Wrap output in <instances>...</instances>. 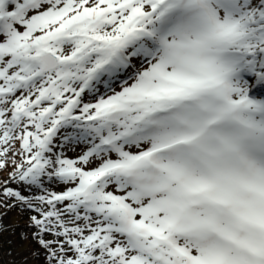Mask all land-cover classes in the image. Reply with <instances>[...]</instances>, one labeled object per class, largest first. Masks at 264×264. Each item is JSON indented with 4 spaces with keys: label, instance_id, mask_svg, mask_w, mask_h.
Segmentation results:
<instances>
[{
    "label": "snow or ice",
    "instance_id": "obj_1",
    "mask_svg": "<svg viewBox=\"0 0 264 264\" xmlns=\"http://www.w3.org/2000/svg\"><path fill=\"white\" fill-rule=\"evenodd\" d=\"M9 168L35 264H264V0H0Z\"/></svg>",
    "mask_w": 264,
    "mask_h": 264
},
{
    "label": "trees",
    "instance_id": "obj_2",
    "mask_svg": "<svg viewBox=\"0 0 264 264\" xmlns=\"http://www.w3.org/2000/svg\"><path fill=\"white\" fill-rule=\"evenodd\" d=\"M8 172L9 170L5 169L4 171L0 172V175L3 173V175L7 176ZM0 181H2V179H0ZM14 210L18 213L17 220H15V222L12 223L11 227H8L7 229V231L11 232L12 238L10 242H6L5 239L3 238V234L0 233V254L1 253L5 254L6 252L15 248L17 252H20V250H26L27 253L23 255L28 256L27 264H35L31 256L29 255L33 248L30 236L28 239H23V240L21 239L20 236L22 232L30 233L31 231L30 229L26 228L27 216L25 214H21L19 209H14ZM2 211L3 209H0V212Z\"/></svg>",
    "mask_w": 264,
    "mask_h": 264
},
{
    "label": "rangeland",
    "instance_id": "obj_3",
    "mask_svg": "<svg viewBox=\"0 0 264 264\" xmlns=\"http://www.w3.org/2000/svg\"><path fill=\"white\" fill-rule=\"evenodd\" d=\"M70 156L75 155V153H69ZM10 171V169H8ZM6 178V175H3V173L0 175V179H4ZM18 217V213L13 209L11 212L8 213V215L6 217H4V223L6 225H9V227H11L12 223L15 222V220H17ZM10 230V229H9ZM3 238L5 239L6 242H10L11 241V232L9 231H4L3 233ZM11 252V255H8V253ZM27 253L26 250H20V252L16 251L15 249H12L8 252L1 253L0 257L2 258L4 264H9L10 261H17L20 262L22 261L23 257H25L23 254ZM29 253V252H28ZM30 255V254H29Z\"/></svg>",
    "mask_w": 264,
    "mask_h": 264
}]
</instances>
